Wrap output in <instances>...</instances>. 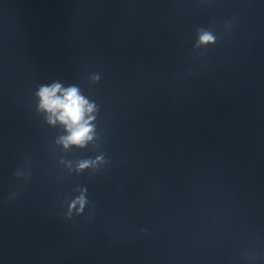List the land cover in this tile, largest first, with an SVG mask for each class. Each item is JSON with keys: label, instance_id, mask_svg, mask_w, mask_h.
<instances>
[{"label": "water", "instance_id": "water-1", "mask_svg": "<svg viewBox=\"0 0 264 264\" xmlns=\"http://www.w3.org/2000/svg\"><path fill=\"white\" fill-rule=\"evenodd\" d=\"M0 264H264V0H0Z\"/></svg>", "mask_w": 264, "mask_h": 264}, {"label": "clouds", "instance_id": "clouds-1", "mask_svg": "<svg viewBox=\"0 0 264 264\" xmlns=\"http://www.w3.org/2000/svg\"><path fill=\"white\" fill-rule=\"evenodd\" d=\"M215 37L209 32H201L199 35V45H207L213 43ZM57 93H60L58 96ZM37 96L39 98V110L45 112L48 117V122L54 124L56 122L66 126L69 135L61 138V143L67 148L69 144L83 146L85 141L92 139L90 133H93V127L89 122L95 119L93 113L96 111L94 103L88 101L75 86L64 88L59 83L51 85H42ZM87 120H85V114ZM102 157H97L96 162H102ZM93 162L83 161L78 165L80 170L90 166ZM86 189L81 190V195L77 197L70 205L76 208L79 205V211H82L87 203L84 193Z\"/></svg>", "mask_w": 264, "mask_h": 264}]
</instances>
